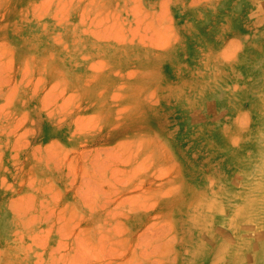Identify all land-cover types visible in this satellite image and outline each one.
<instances>
[{
	"label": "rangeland",
	"instance_id": "374dc122",
	"mask_svg": "<svg viewBox=\"0 0 264 264\" xmlns=\"http://www.w3.org/2000/svg\"><path fill=\"white\" fill-rule=\"evenodd\" d=\"M263 224L264 0H0V264H264Z\"/></svg>",
	"mask_w": 264,
	"mask_h": 264
},
{
	"label": "bare ground",
	"instance_id": "6f19581e",
	"mask_svg": "<svg viewBox=\"0 0 264 264\" xmlns=\"http://www.w3.org/2000/svg\"><path fill=\"white\" fill-rule=\"evenodd\" d=\"M257 216V215H256ZM253 217H254V215H253ZM259 220V219H258ZM264 225V224H263ZM239 236V235H238ZM261 258V257H260Z\"/></svg>",
	"mask_w": 264,
	"mask_h": 264
}]
</instances>
